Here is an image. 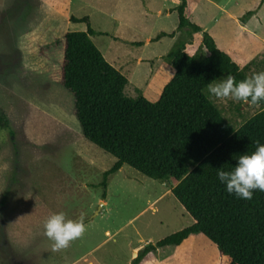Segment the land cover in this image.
Masks as SVG:
<instances>
[{"label": "rangeland", "instance_id": "rangeland-1", "mask_svg": "<svg viewBox=\"0 0 264 264\" xmlns=\"http://www.w3.org/2000/svg\"><path fill=\"white\" fill-rule=\"evenodd\" d=\"M189 2L191 20L204 26L233 61L242 68L256 61L248 75L264 71V0ZM175 3L0 0V107L10 121L0 130V264H131L137 247L192 224L170 191L174 178L154 179L125 164L104 186L103 173L116 158L83 137L74 98L60 84L63 35L87 28L70 18L89 16L91 26L104 32L91 36L96 46L111 64L123 63L121 72L129 78L125 94L156 101L174 73L166 57L155 59L160 68L155 66L153 78L144 83L148 67L134 60L143 50L115 43L112 36L144 40L150 32L156 37L161 29L176 31L175 10L161 17L155 12L166 13ZM146 7L152 15L142 14ZM185 30L179 38L190 41ZM176 41L163 38L148 51L167 53ZM200 44L194 46L205 53ZM138 84L146 85L139 89ZM209 97L236 126L262 108ZM61 211L72 219L83 216L87 230L68 248L52 252L44 222ZM146 256L138 264H216L219 258L215 243L201 233Z\"/></svg>", "mask_w": 264, "mask_h": 264}, {"label": "trees", "instance_id": "trees-1", "mask_svg": "<svg viewBox=\"0 0 264 264\" xmlns=\"http://www.w3.org/2000/svg\"><path fill=\"white\" fill-rule=\"evenodd\" d=\"M178 29L193 37L203 31L186 13L187 0L174 8ZM252 13V12H249ZM85 22L86 30L63 35L64 54L60 84L74 98V115L83 137L116 158L103 173L109 175L127 164L158 180L174 178L171 193L192 224L141 248L131 264H138L150 251L180 245L191 234L201 233L218 248L216 264H264V192L255 191L245 200L230 194L217 176V169L231 170L241 154L264 144V101L262 108L236 126L205 91L208 83L232 74L244 79L245 67L220 49L214 37L203 31L205 53L186 50L178 39L166 54L174 73L159 98L125 94L128 77L112 65L91 36L95 30L89 16H71ZM173 36L174 32H162ZM242 69V70H240ZM0 107V130L9 128Z\"/></svg>", "mask_w": 264, "mask_h": 264}, {"label": "clouds", "instance_id": "clouds-1", "mask_svg": "<svg viewBox=\"0 0 264 264\" xmlns=\"http://www.w3.org/2000/svg\"><path fill=\"white\" fill-rule=\"evenodd\" d=\"M207 93L221 102L233 100L258 105L264 101V71L253 72L240 81L228 74L220 81L208 83ZM236 159L237 164L231 170L217 169V176L226 185L228 193L250 200L255 191L264 192V144L257 141L254 151ZM86 230L83 216L72 219L63 211L50 215L44 222V235L53 241L52 252L68 248L73 241L83 237Z\"/></svg>", "mask_w": 264, "mask_h": 264}, {"label": "crops", "instance_id": "crops-1", "mask_svg": "<svg viewBox=\"0 0 264 264\" xmlns=\"http://www.w3.org/2000/svg\"><path fill=\"white\" fill-rule=\"evenodd\" d=\"M179 1L180 0H176V3H175V5H174V7H170V8H167L166 9V13H164V9H161V8H156V17H161L163 14H166V15H169L170 14V12L172 11V10H175L174 8H175V6L179 3ZM189 4H190V2H189V0H187V9H186V13H187V16L191 19L192 17L191 16H189V13H188V9H189ZM176 11V10H175ZM152 12H153V10H151V9H149V7H146V10L144 9L143 11H142V14L143 15H145V16H149V15H152ZM178 15V14H177ZM146 19V18H145ZM194 22V21H193ZM178 23H179V20H178ZM199 24V23H198ZM200 25V24H199ZM201 27H202V29H203V31H206L205 29V27L204 26H202V25H200ZM86 30V29H85ZM181 30H179L178 29V26H177V29H176V31L175 30H172V31H167V30H165V29H161V31L157 34V36L159 35V34H161L162 32H166V33H172V32H174V35L173 36H170V35H163V36H160V37H155V34H153L152 32H150L147 36H146V38L144 39V40H142V39H139V40H137V38H135V37H133L132 39H127V37H123V36H120V35H113L112 37H113V39L115 40V43H120V44H122V45H128V46H131V45H136V47H139V48H141L142 50H143V52L142 53H140V55H138L134 60L136 61L135 63L137 64V65H142V64H145L147 67H148V75H147V77L145 78V80H144V83H147L151 78H153V73L155 72V66L157 67V68H160L159 67V65H157L156 64V61H155V59H157V60H159V59H162L163 60V58H165V56H166V54L168 53H159L158 55H152V51L150 50V51H148V49H153L154 47H156L157 46V44L159 43H161V41L163 40V38H166V37H170L172 40H177L178 38H179V36H180V32ZM186 31V30H185ZM203 31H201L199 34H196V35H194L195 37H196V39H194L193 41H192V37H190L191 39H189L190 41H188V40H186L184 37H182V38H179V39H184L185 41H186V50H190V51H195L196 49H197V46H194V44L196 43V41H198V42H200L201 43V37H202V33H203ZM104 33V32H103ZM186 33V36H188L187 34V31L185 32ZM215 39V38H214ZM216 41V40H215ZM217 43V42H216ZM197 45H199V44H197ZM173 46V45H172ZM196 47V48H195ZM171 49V48H170ZM131 58L132 57H130V58H128L127 60H125V61H127V62H130L131 61ZM115 65V67L117 68V69H119L120 71H122V69H121V67H123V63H114ZM167 64V63H166ZM113 65V64H112ZM170 65V64H169ZM162 67H163V64H162ZM129 79V78H128ZM128 85V84H127ZM126 85V86H127ZM139 85V89H143V86H145L146 84H138ZM164 87V86H163ZM125 89H126V87H125ZM144 96V95H143ZM171 191V190H170ZM106 201H104V202H102V203H105ZM107 233H109V231L107 230ZM191 235H193V234H191ZM190 235V236H191ZM189 236V237H190ZM188 237V238H189ZM187 238V239H188ZM185 241V240H184ZM183 241V242H184ZM182 242V243H183ZM143 247V246H142ZM141 247V248H142ZM141 248H136L135 250H134V254H133V256H136L137 255V252L141 249ZM147 257H149V256H146L145 258H147Z\"/></svg>", "mask_w": 264, "mask_h": 264}]
</instances>
